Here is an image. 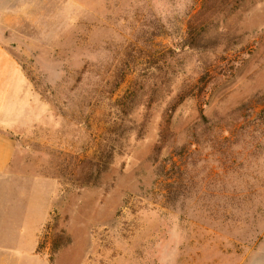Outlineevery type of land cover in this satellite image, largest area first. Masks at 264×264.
<instances>
[{"label":"rangeland","instance_id":"374dc122","mask_svg":"<svg viewBox=\"0 0 264 264\" xmlns=\"http://www.w3.org/2000/svg\"><path fill=\"white\" fill-rule=\"evenodd\" d=\"M3 43L13 212L50 256L264 264V0H41Z\"/></svg>","mask_w":264,"mask_h":264},{"label":"crops","instance_id":"0c3cea01","mask_svg":"<svg viewBox=\"0 0 264 264\" xmlns=\"http://www.w3.org/2000/svg\"><path fill=\"white\" fill-rule=\"evenodd\" d=\"M41 0H0V198L8 194L6 182L16 152L14 139L6 128L19 114L20 97L25 96V70L3 43L7 33H18L26 23V11ZM0 206V264H100L97 259L69 260L50 256L41 246L42 216L38 211H14Z\"/></svg>","mask_w":264,"mask_h":264},{"label":"trees","instance_id":"16d2710c","mask_svg":"<svg viewBox=\"0 0 264 264\" xmlns=\"http://www.w3.org/2000/svg\"><path fill=\"white\" fill-rule=\"evenodd\" d=\"M203 1H204V0H201V4H202ZM226 1H228V0H215V2H216V7L222 5V4H223L224 2H226Z\"/></svg>","mask_w":264,"mask_h":264}]
</instances>
